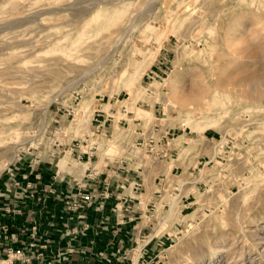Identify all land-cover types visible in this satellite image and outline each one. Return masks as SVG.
Here are the masks:
<instances>
[{
  "label": "rangeland",
  "instance_id": "1",
  "mask_svg": "<svg viewBox=\"0 0 264 264\" xmlns=\"http://www.w3.org/2000/svg\"><path fill=\"white\" fill-rule=\"evenodd\" d=\"M90 1L0 0V25L18 21L0 32V182L19 162L54 160L61 171L75 165L70 149L100 150L101 144L108 154L162 159L168 163L152 164L147 173L156 177V197L141 195L142 206L151 200L148 221L141 222L148 231L125 264H264L263 244L246 236L264 235V86L258 82L264 78V0H96L92 7ZM210 74L208 101L216 98L217 105L190 106L202 113L185 124L182 105L170 99L172 87H201ZM226 75L228 90H214ZM85 98L92 106L82 114ZM98 107L113 118L112 130L107 121L105 132L93 131ZM61 153L66 164L59 167ZM12 230L0 241V264H30L15 254L23 241ZM232 240L227 254L211 260L212 248L226 250Z\"/></svg>",
  "mask_w": 264,
  "mask_h": 264
},
{
  "label": "crops",
  "instance_id": "2",
  "mask_svg": "<svg viewBox=\"0 0 264 264\" xmlns=\"http://www.w3.org/2000/svg\"><path fill=\"white\" fill-rule=\"evenodd\" d=\"M95 111L100 113L95 114L100 119H93L97 122L93 123V131L105 132L107 121L112 122V127L108 124L112 130L113 118L101 107ZM130 113L123 115L128 118ZM168 144L171 150L175 147L174 141ZM100 147L97 150L92 146L88 151L70 149L69 155L75 165L68 163L61 171L54 170V160L39 159L14 164L11 173L2 178L0 196H4V202L0 199V221L13 229L20 243L23 241L20 247L30 241L33 225L37 228L36 236L47 243L42 253L32 252L30 264H125L140 234L148 231L147 224L141 225V222L148 221L150 202L159 189L156 177L147 175L148 168L153 164L160 169L161 162L168 161L152 157L149 163L130 152L119 150L116 154H108L104 152V144ZM81 165L86 167L82 169ZM16 180L20 181V187L13 186ZM27 181L31 188H24ZM76 182H80L83 191L90 195L83 209V219L72 218L71 213L64 210L66 198L76 192ZM141 195L151 196L144 206ZM76 213L73 215L77 217ZM84 224L87 227L83 229ZM39 253L41 255L37 256Z\"/></svg>",
  "mask_w": 264,
  "mask_h": 264
},
{
  "label": "bare ground",
  "instance_id": "3",
  "mask_svg": "<svg viewBox=\"0 0 264 264\" xmlns=\"http://www.w3.org/2000/svg\"><path fill=\"white\" fill-rule=\"evenodd\" d=\"M76 1H78V0H75V2ZM194 1V0H193ZM183 2V1H182ZM94 3H99V2H96V0L95 1H90V2H88L87 4H90V6H91V4H94ZM127 3V2H126ZM153 3H154V0H153ZM190 3V2H189ZM72 4V3H71ZM105 4H107V3H105ZM111 4V3H110ZM152 5V4H151ZM85 6V5H84ZM89 6V5H88ZM104 6V5H103ZM154 6V5H153ZM181 6H182V4H181ZM62 7V6H61ZM66 7V6H65ZM92 7V6H91ZM102 7V6H101ZM151 7V6H150ZM178 7V6H177ZM180 7V6H179ZM223 7V6H222ZM70 8V7H69ZM88 8V7H87ZM95 8H97V7H95ZM112 8V7H111ZM207 8V7H206ZM214 8V7H213ZM225 8V7H224ZM228 8V7H227ZM233 8V7H232ZM104 9V8H103ZM176 9V8H175ZM185 9H187V8H185ZM185 9H184V11H185ZM189 9H191V8H189ZM211 9V8H210ZM218 9H220V8H218ZM179 10V9H178ZM212 10H214V9H212ZM216 10V9H215ZM214 10V11H215ZM223 10V9H222ZM122 11V10H121ZM148 11V10H147ZM187 11V10H186ZM198 11V10H197ZM204 11V10H203ZM208 11V10H207ZM151 12H152V10H151ZM169 12V11H168ZM188 12V11H187ZM193 12V11H192ZM204 12H206V11H204ZM208 12H210V11H208ZM175 13H178L177 11L175 12ZM180 13V12H179ZM193 13H195V12H193ZM226 13H228V12H226ZM225 13V14H226ZM230 13H232V12H230ZM37 14V13H36ZM35 14V15H36ZM100 14V13H99ZM199 14H200V12H199ZM203 14V13H202ZM206 14V13H205ZM233 14V13H232ZM95 15V14H94ZM173 15V14H172ZM189 15V14H188ZM211 15H214V14H211ZM37 16V15H36ZM91 16V15H90ZM170 16V15H169ZM199 16V15H198ZM208 16H209V14H208ZM237 16H239V14L237 15ZM240 16H242V15H240ZM98 17V14H96L94 17H91L92 19H95V18H97ZM166 17V16H165ZM171 17H177V16H171ZM171 17H169V18H171ZM215 17H216V15H215ZM27 18V17H26ZM33 18V17H32ZM228 18V17H227ZM242 18H244V17H242ZM249 19H252V18H250V17H248ZM91 19V20H92ZM130 19V18H129ZM200 20H201V18H199ZM234 19V18H233ZM236 19H238V18H236ZM248 19V20H249ZM96 20V19H95ZM94 20V21H95ZM113 20V19H112ZM112 20H111V22H112ZM116 20V19H115ZM165 20H166V18H165ZM214 20V19H213ZM247 20V19H246ZM27 21H29V20H27ZM88 21V20H87ZM93 21V20H92ZM92 21H91V23H92ZM94 21H93V23H94ZM99 21V20H98ZM102 21H103V18H102ZM126 21H127V19H126ZM167 21V20H166ZM170 21V20H169ZM173 21V20H172ZM202 21V20H201ZM206 21V20H205ZM236 20H231V22H235ZM249 21H251V20H249ZM18 21L17 20H12V21H6L4 24H2V25H0V32L1 31H3V30H5V29H13L14 27H15V25H16V23H17ZM90 22V21H89ZM96 22V21H95ZM198 22V21H197ZM196 22V23H197ZM212 22V21H211ZM215 22V21H214ZM217 22V21H216ZM248 22V21H247ZM253 22V21H252ZM256 22V21H255ZM92 23V24H93ZM97 23V22H96ZM113 23V22H112ZM131 23V22H130ZM201 23V22H200ZM209 23V22H208ZM244 23V22H243ZM245 23H246V21H245ZM23 24V23H22ZM114 24H115V22H114ZM124 24H125V22H124ZM123 24V25H124ZM209 24H211V23H209ZM230 24V23H229ZM233 24V23H232ZM20 25V24H19ZM94 25V24H93ZM129 25V24H128ZM131 25V24H130ZM195 25V24H194ZM197 25H198V23H197ZM200 25V24H199ZM202 25V24H201ZM231 25V24H230ZM191 26V25H190ZM87 27V26H86ZM132 27V26H131ZM202 27V26H201ZM226 27V26H225ZM117 28H118V26H117ZM122 28V27H121ZM130 28V27H129ZM190 29L191 28H193V27H189ZM195 28V27H194ZM203 28V27H202ZM210 28V27H209ZM238 28H239V26H238ZM103 29V28H102ZM118 29H120V28H118ZM197 29L199 30V28L197 27ZM212 29V28H211ZM216 29V28H215ZM227 29V28H226ZM228 29H232V28H228ZM240 29V28H239ZM81 30V29H80ZM79 30V31H80ZM84 30V29H83ZM83 30H82V33H83ZM127 30V29H126ZM191 31H192V33H193V30L191 29ZM190 31V32H191ZM200 31V30H199ZM204 31H206V30H204ZM216 31H218L219 32V30H216ZM239 31V30H238ZM187 32H188V30H187ZM198 32V31H197ZM211 32V31H210ZM224 32V31H223ZM226 32V31H225ZM192 33H191V35H192ZM212 33H214V32H212ZM227 33V32H226ZM188 34V33H187ZM227 34H230L229 32L227 33ZM231 34H236L237 36L239 35V34H237V32H235V30L233 29L232 31H231ZM230 34V35H231ZM81 35V34H80ZM206 35V34H205ZM221 35H223V34H221ZM220 35V36H221ZM188 36V35H187ZM217 36V35H216ZM211 37V36H210ZM215 37V36H214ZM226 37H228V36H226ZM240 37V36H239ZM66 38H67V36H66ZM105 38V37H104ZM190 38V37H189ZM194 38V37H193ZM193 38H191V39H193ZM219 38V37H218ZM224 38V37H223ZM65 39V38H64ZM190 39V40H191ZM208 39V38H207ZM211 39V38H210ZM212 39H213V37H212ZM215 40H216V38H214ZM226 39V38H225ZM188 40V39H187ZM224 40V39H223ZM236 40V37L235 36H232L231 35V38L228 40L229 42H231V44H232V42L233 41H235ZM72 41V40H71ZM192 41V40H191ZM211 41V40H210ZM214 41V40H213ZM217 41V40H216ZM227 41V40H226ZM241 41V40H240ZM203 42H205V41H203ZM225 42V41H224ZM69 43V42H68ZM195 43V42H194ZM217 43H219V42H217ZM235 43H237L236 41H235ZM227 44V43H226ZM198 45V44H197ZM66 46V45H65ZM214 46V45H213ZM219 46V45H218ZM5 47H6V45H5ZM56 47V46H55ZM223 47V46H222ZM226 47V46H225ZM228 47V46H227ZM227 47H226V49H227ZM9 47H7L6 49H8ZM14 48V47H13ZM100 48V47H99ZM59 49H61V48H59ZM69 49V48H68ZM73 49V48H72ZM222 49V48H221ZM220 49V50H221ZM226 49H224V51H226ZM9 50V49H8ZM58 50V49H57ZM108 50V49H107ZM211 50V49H210ZM220 50L218 51V52H220ZM208 51V50H207ZM213 51V50H212ZM62 52V51H61ZM108 52V51H107ZM203 52H205V51H203ZM206 53V52H205ZM208 53V52H207ZM213 53H214V51H213ZM212 53V54H213ZM221 53H222V50H221ZM229 53V52H228ZM240 53V52H239ZM15 54V53H14ZM67 54V53H66ZM216 54H218V53H216ZM225 54V53H224ZM226 54H227V52H226ZM230 54H231V52H230ZM209 55H210V53H209ZM220 56H221V54H219ZM219 55H217V56H219ZM227 55H229V54H227ZM219 56V57H220ZM231 56V55H230ZM233 56V55H232ZM78 57V56H77ZM190 57V56H189ZM189 57H187V58H189ZM234 57H236V56H234ZM73 58V57H72ZM71 58V59H72ZM76 58V57H75ZM109 58V57H108ZM211 58V57H210ZM78 59V58H77ZM60 60V59H59ZM203 61V60H202ZM55 62H56V60H55ZM232 62H235V61H231V63ZM58 63V62H57ZM229 63V62H228ZM227 63V64H228ZM216 64V63H215ZM210 65V64H209ZM218 65V64H217ZM216 65V66H217ZM225 66V65H224ZM227 66V65H226ZM231 66V65H230ZM66 67H68V66H66ZM99 67H101V66H99ZM211 67V66H210ZM209 67V68H210ZM97 68V67H96ZM211 68H213V67H211ZM210 68V69H211ZM216 68V67H215ZM217 68H219V67H217ZM225 68V67H224ZM229 68V67H228ZM10 69V68H9ZM74 69V68H73ZM221 69V68H220ZM230 69V68H229ZM68 70H71V69H68ZM90 70V69H89ZM88 70V71H89ZM92 70V69H91ZM194 70H196V69H194ZM217 70V69H216ZM247 70V69H246ZM245 70V71H246ZM191 71V69L188 71V72H190ZM213 71V70H212ZM215 71V70H214ZM213 71V72H214ZM220 71V70H219ZM225 71H227V70H225ZM232 71V70H231ZM233 71H234V69H233ZM232 71V72H233ZM138 72L139 71H135L134 72V74L133 75H131L130 77H127V78H125V82L126 83H129V84H131L132 82H133V80L135 79V75H136V73L138 74ZM182 72H183V70H182ZM196 73V71H193V73ZM202 72V71H201ZM204 72H206V71H204ZM82 73V72H81ZM92 73H93V71H92ZM198 73V72H197ZM231 73V72H230ZM236 73V72H235ZM86 74V73H85ZM185 74H186V72H185ZM192 73H190V75H191ZM202 74V73H201ZM222 74V73H221ZM220 74V76H222ZM225 74H227V73H225ZM224 74V75H225ZM232 74V73H231ZM246 74V73H245ZM244 74V76H246ZM253 74V73H252ZM252 74H250V75H252ZM187 75H189V74H187ZM197 75V74H196ZM233 75V74H232ZM201 76V75H200ZM199 76V77H200ZM202 77H203V74H202ZM224 77V76H223ZM226 77H227V75H226ZM225 77V78H226ZM248 77H249V74H248ZM212 78H213V74H210L207 78L205 77V78H202V81L200 80V82H203V85L201 86V87H192L193 86V83H189V85L190 84H192V86L191 87H189L190 88V90H183V89H181L180 87H178V86H174L173 85V87H172V90H171V93H170V99H171V101L173 102V104H177L178 106L181 104L182 105V110L184 109V114H185V116H186V118H185V124H189L190 122L189 121H187V119H189V117L191 118V115H193V114H196V115H200L202 112H201V110L200 109H194V107H190V106H193L194 104H199V103H201V102H204L205 103V101H206V103L205 104H207V110H209V109H212V108H214V107H216V105H217V100L218 99H216V98H213V99H210V101H208V97H209V93H210V91H211V89H212V87L210 86V84H211V81H212ZM222 78V77H221ZM224 78V79H225ZM201 79V78H200ZM220 78H218V80H219ZM190 80V79H189ZM221 80H223V79H221ZM230 80V76L229 77H227V80H223L222 82L221 81H219V82H217V83H215V86L213 87L214 88V90H216V89H218V88H220V87H222L223 89H224V91H227L228 90V84H229V81ZM196 81V80H195ZM197 81H198V79H197ZM199 82V83H200ZM216 82V81H215ZM258 82H259V84L260 85H262V86H264V78L263 79H259L258 80ZM230 83H232V81L230 82ZM213 84V83H212ZM242 84V83H241ZM199 85V84H198ZM196 86V85H195ZM243 87V86H242ZM232 88H234L233 86H232ZM244 88V87H243ZM255 88V87H254ZM259 88V87H258ZM191 89H193V91L191 90ZM222 89V90H223ZM239 89V88H238ZM259 89H261V88H259ZM263 89V88H262ZM236 90V89H235ZM251 90V89H250ZM223 91V92H224ZM234 91V90H233ZM247 91V90H246ZM64 92V89L63 90H60V92H59V94H57V95H61L62 93ZM222 92V91H221ZM222 92V93H223ZM240 92V91H239ZM227 93H229V92H227ZM231 93V92H230ZM264 93V92H263ZM219 94H220V91H219ZM234 94H235V92H234ZM238 94V93H237ZM239 94H241V93H239ZM246 94H248V92L246 93ZM221 95V94H220ZM232 95V94H231ZM243 95V94H242ZM261 95H264V94H261ZM260 95V96H261ZM224 96H225V98H228V94H226V93H224ZM236 96V95H235ZM238 96V95H237ZM236 96V97H237ZM252 97H254L253 95H251ZM250 96V97H251ZM222 97V96H221ZM242 97V96H241ZM262 97V96H261ZM260 97V99H258V100H261L262 98ZM235 98V97H234ZM245 98V97H244ZM263 98H264V96H263ZM223 99V98H222ZM241 99V98H240ZM239 100V99H238ZM251 101H257V99L256 98H251L250 99ZM263 100V99H262ZM222 102V101H221ZM238 102V101H237ZM260 102V101H259ZM234 103V102H233ZM202 104V103H201ZM222 104H223V102H222ZM82 107H81V110H82V114H84V113H86L87 112V110H89V108L92 106L91 105V101H90V99H87V98H85V99H83L82 100ZM177 106V107H178ZM201 106V105H200ZM188 107V108H187ZM197 107V106H196ZM179 108H181V107H179ZM203 108V107H202ZM80 109V108H79ZM204 111V110H203ZM79 114V113H78ZM82 117V116H81ZM251 122V121H250ZM263 126V125H262ZM77 137V136H76ZM121 137V134L118 132V131H116V129L114 130V132H113V135H112V139H113V141L114 140H118V138H120ZM177 138V137H176ZM180 138V137H179ZM2 143V138L0 139V147H4L5 145L3 144H1ZM8 144V143H7ZM107 144H108V142H107ZM67 155V154H66ZM66 164V162H65V158H64V156H63V153H61L60 154V157L58 158V159H56L55 160V165L56 166H59V167H62L63 165H65ZM83 166H85V165H83ZM246 236L248 237V238H250V240L252 241V242H254V246H258V245H262V246H264V235H259L258 233H254V232H246ZM245 235V234H244ZM226 239V238H225ZM244 239V238H243ZM222 242H224V241H222ZM235 242H236V240H235ZM250 243V242H249ZM233 245V240H232V242H231V244L230 245H228L229 247H228V249H226L225 250V248L226 247H217V248H212L213 249V251H212V253H211V256H213L212 257V259L211 260H214V259H217L219 256H222L224 253H228L231 249H230V247ZM233 250V249H232ZM2 264V263H1Z\"/></svg>",
  "mask_w": 264,
  "mask_h": 264
},
{
  "label": "built area",
  "instance_id": "4",
  "mask_svg": "<svg viewBox=\"0 0 264 264\" xmlns=\"http://www.w3.org/2000/svg\"><path fill=\"white\" fill-rule=\"evenodd\" d=\"M20 185L21 183L19 180H16L13 182V186L15 188L20 187ZM75 187H76V192L73 194H70L66 198V201L64 202V210L65 212L71 213L70 217L72 218L75 217L76 219H83L84 217L83 209L86 207L87 203L89 202L90 195L83 191L84 186L80 182H76ZM24 188H31V183L27 181L24 185ZM15 197H18V196L15 194ZM76 212H79V213L77 214ZM73 213H76L77 217L75 216V214L73 215ZM86 227H87L86 224L82 225L83 229ZM8 229L9 227L7 224H1L0 222V230L2 231V233H4V236L1 239V242L3 240H6L5 234L8 231ZM36 229H37L36 225H33L31 227V232L29 234L30 241H28L27 245L25 244L24 247H21L15 251V254L19 256L20 258H22L24 262H29V256H28L29 252H30V256H32V252L35 250H39L42 253V251H45L47 249V243L43 240H40V238L36 236L35 234ZM41 253L37 254V256H40Z\"/></svg>",
  "mask_w": 264,
  "mask_h": 264
}]
</instances>
